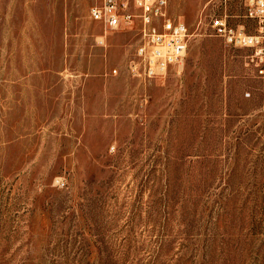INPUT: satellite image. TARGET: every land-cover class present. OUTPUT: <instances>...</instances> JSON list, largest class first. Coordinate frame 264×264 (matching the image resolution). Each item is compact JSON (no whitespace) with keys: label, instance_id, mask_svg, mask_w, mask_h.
<instances>
[{"label":"rangeland","instance_id":"374dc122","mask_svg":"<svg viewBox=\"0 0 264 264\" xmlns=\"http://www.w3.org/2000/svg\"><path fill=\"white\" fill-rule=\"evenodd\" d=\"M99 3L0 0V264H264V75L211 28L258 23L169 0L188 51L145 80Z\"/></svg>","mask_w":264,"mask_h":264},{"label":"built area","instance_id":"2783aa9c","mask_svg":"<svg viewBox=\"0 0 264 264\" xmlns=\"http://www.w3.org/2000/svg\"><path fill=\"white\" fill-rule=\"evenodd\" d=\"M243 2L245 16L258 23L257 34L230 25L227 14L215 16L211 28L228 46L254 49L252 61L264 75V0ZM168 6L169 0H100L91 8L92 20L102 26L105 34L131 30L138 23L140 42L129 64L134 77L145 80L163 77L171 67L181 64L187 54L189 29L180 18L170 15Z\"/></svg>","mask_w":264,"mask_h":264},{"label":"trees","instance_id":"16d2710c","mask_svg":"<svg viewBox=\"0 0 264 264\" xmlns=\"http://www.w3.org/2000/svg\"><path fill=\"white\" fill-rule=\"evenodd\" d=\"M160 247H161V250L164 251L167 247H169V244L167 243H163V241L160 242Z\"/></svg>","mask_w":264,"mask_h":264}]
</instances>
